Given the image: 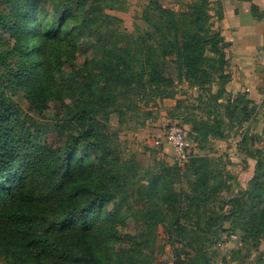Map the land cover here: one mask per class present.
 Segmentation results:
<instances>
[{
	"label": "trees",
	"instance_id": "16d2710c",
	"mask_svg": "<svg viewBox=\"0 0 264 264\" xmlns=\"http://www.w3.org/2000/svg\"><path fill=\"white\" fill-rule=\"evenodd\" d=\"M70 3L82 5L81 23L75 27L82 37L81 46L95 61L105 60L106 64L99 76L84 65L82 78L76 82L80 91L71 96L61 122L52 125L40 124L33 116L21 119L18 106L4 91L15 94V83L21 77L38 76V62L29 58L34 53L29 23L35 17L28 12L36 9L40 0H0V26H14L18 38L24 36L25 42L20 48L11 46L0 33V234L6 229L10 242H15L19 264H168L158 261L155 254L159 226L165 227L172 244L181 245L174 264H211L206 244L228 221L241 242L247 238L260 241L264 209L256 213L255 205L248 204L243 194L227 200L228 211L216 212L220 195L227 191L224 168L217 159L193 152L179 165L170 164L164 156L143 170L138 160L141 154L130 150L109 125L114 114L151 116L146 110L151 102L176 99V83L186 82L200 92L218 83L221 92L228 91L232 77L227 70L229 44L215 20L223 18L221 4L216 14L211 0H193L182 11L150 4L144 15L147 28L133 35L122 31L121 18L107 12L118 9L120 0ZM251 10L256 19L264 18L257 5ZM46 43L38 41L44 54ZM14 53L20 58L18 63L11 58ZM44 73L36 88L31 87L36 108L53 80L48 67ZM245 98L246 104L254 105ZM179 101L173 109L180 108ZM232 104L231 98L223 104L228 129H234L236 120L241 124L249 118L256 107L264 110V95L261 105L250 110L248 105L242 107L243 117L234 118ZM168 117L177 118L170 112ZM177 124L184 127L187 123ZM191 124L188 137L199 150L206 148L210 136L228 137L221 129L222 120L210 123L200 119ZM33 128L40 130L38 135L31 134ZM52 132L57 139H65L63 148L40 140V133ZM249 146L247 128L240 148ZM81 149L95 154L94 160L85 165L86 156H77ZM135 179L145 184L131 185ZM130 186L136 187L141 204L131 216L141 226L138 232L121 236L104 226L95 230L100 222L119 216L107 206L119 197H131ZM97 232L105 234L103 243ZM114 234L124 243L114 238L117 241L112 246ZM241 254L235 251L236 256ZM252 264H264V254L257 255Z\"/></svg>",
	"mask_w": 264,
	"mask_h": 264
},
{
	"label": "rangeland",
	"instance_id": "374dc122",
	"mask_svg": "<svg viewBox=\"0 0 264 264\" xmlns=\"http://www.w3.org/2000/svg\"><path fill=\"white\" fill-rule=\"evenodd\" d=\"M70 1L40 0V5L28 12L30 16L35 17V21L29 23L30 46L34 52L29 55V58H36L35 62H38V65L35 69L38 76L35 75L36 77H34L31 74L29 78L21 77L15 83L16 88H18L15 94H11L2 88L18 106L21 119H25L26 116H33L40 124L50 123L54 125L56 122L60 123L66 105L71 102V96L80 91L76 82L82 78L84 65L87 64L91 68L93 75L99 76L101 66L106 64L105 60L95 61L92 54L85 51L84 47L81 46L82 37L75 32V27L81 23L82 5L70 3ZM192 1L120 0L118 9L107 12L122 19V31L139 35L147 28L144 15L150 4L157 3L176 11H182L187 10ZM37 25L39 26V33L36 32ZM0 33L11 46L16 45L17 48H20L25 43L24 36L18 38L14 26L1 25ZM39 40L47 42L45 54L38 45ZM56 44H59L58 47ZM44 57H46L45 62ZM11 58L15 60V63L20 61L17 53H14ZM261 61L264 63V57ZM259 64L262 66V63ZM47 67L50 69L53 80L50 88L46 90L42 102L44 103L46 99L48 101L44 104L41 103L36 108L32 106L34 93L31 87L36 88ZM227 70L232 71L230 67ZM260 74L264 77V69L260 70ZM64 81L67 82V87L62 84ZM22 84H24L23 87ZM174 87L177 91L176 99L157 100L155 104L151 102L146 110H150L152 115L146 119L140 113L128 112L123 115H112L109 121L110 130L116 132L119 140L126 142L125 145L130 150L141 154L138 157L139 167L145 170L154 163V159L164 156L170 158V164H175L176 160L172 156L171 148L165 136L172 124L184 125L187 123L184 128L189 132L193 120L204 119L210 123L215 122L216 119L222 120L221 129L228 134L226 139L210 136L209 142L203 150H199L197 145L193 143V152L203 155L209 154L210 157L217 159L223 165L227 191L220 195L215 206L216 212L228 211L230 207L225 205L227 200L231 196L241 193L248 204L255 205V212L261 213L264 209V110L256 107L249 118L244 119L241 124H238V120H236L234 129H228L229 121L223 104L231 98L233 100L232 108L235 111L234 118L243 117L241 116L243 106L248 105L250 110L255 104V106L261 105L264 95V82L259 89L261 96L256 99L250 98L249 92L246 90L236 95H232L229 90L221 92L218 83H214L202 92L197 88L190 87L186 82L176 83ZM245 96L253 100L254 105L246 104ZM177 100H180L181 106L175 110L173 107L176 106ZM169 112L170 115L176 114L177 118H169ZM121 121H123L122 124ZM247 128H249L250 146L247 149H242L240 148V140L242 132L246 131ZM39 131V129L33 128L31 134L33 136L38 135ZM56 135L52 132L51 135L40 133L39 136L42 142L49 141V143L54 144L55 148H63L65 139H57ZM83 155L86 156L85 165L93 161L96 156L93 153H85L82 149L79 150L77 156ZM143 184L145 182L135 179L131 185L138 187ZM136 187L130 186L129 192L133 194L131 197H119L108 204V210L118 213L119 216L110 221L100 222L98 226H95V230L104 226L108 227L110 232L116 230L121 236L138 232L141 226L131 217L137 209L141 208V204L137 201ZM177 188L183 189L182 184H177ZM186 188L188 189V187ZM248 204L246 205L248 206ZM224 226L206 244V250L211 256V264H252L257 255L264 254V237L258 242H252L248 238L245 242H241L242 240H239L238 236L234 234L232 221L226 222ZM4 230L3 232L6 233L1 232L2 234H0V264H19L15 254V242L12 240L10 242L11 237L7 230ZM156 234L157 242L154 248L158 261H166L170 256L182 252L180 244H172V241L169 240L164 226H159ZM96 236L100 243L105 241V234L102 232H97ZM113 236V239L110 240L112 246L117 241L114 238H118L124 243L125 240L122 237L117 234ZM237 250L242 252L240 257L235 255Z\"/></svg>",
	"mask_w": 264,
	"mask_h": 264
},
{
	"label": "crops",
	"instance_id": "0c3cea01",
	"mask_svg": "<svg viewBox=\"0 0 264 264\" xmlns=\"http://www.w3.org/2000/svg\"><path fill=\"white\" fill-rule=\"evenodd\" d=\"M211 1L213 14H216L219 3L222 6L223 18L220 21L216 18L215 20L229 44L226 54L232 77L227 89L232 95L246 90L250 98L256 99L261 96L259 89L264 82V77L260 74V70L264 69V63L261 61L264 57V18L256 19L251 7L255 4L259 11L264 13V0ZM259 63H262V66ZM170 148L175 158L173 148ZM167 161L170 162L169 157Z\"/></svg>",
	"mask_w": 264,
	"mask_h": 264
},
{
	"label": "built area",
	"instance_id": "2783aa9c",
	"mask_svg": "<svg viewBox=\"0 0 264 264\" xmlns=\"http://www.w3.org/2000/svg\"><path fill=\"white\" fill-rule=\"evenodd\" d=\"M167 143L173 148L175 160L179 165L185 164L193 153V141L188 137L186 129L179 124H172L166 134ZM168 264H174L175 255L170 256Z\"/></svg>",
	"mask_w": 264,
	"mask_h": 264
}]
</instances>
